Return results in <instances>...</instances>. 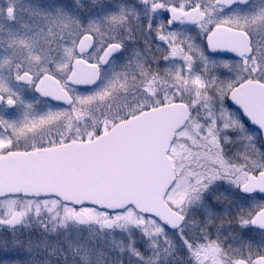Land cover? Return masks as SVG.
Returning <instances> with one entry per match:
<instances>
[{
    "label": "snow or ice",
    "instance_id": "obj_1",
    "mask_svg": "<svg viewBox=\"0 0 264 264\" xmlns=\"http://www.w3.org/2000/svg\"><path fill=\"white\" fill-rule=\"evenodd\" d=\"M138 2L145 8V20L138 32L142 31L150 40H155L156 49L161 53L153 57L152 63L165 67L169 62L176 61L177 70L168 73L170 79L167 88L171 89L170 92H164L152 103L140 104L132 114L139 115L141 111L148 112L169 105L184 112L185 120L189 122L194 111L206 109L203 120L192 127L196 129V135L208 150L215 151V162L220 164L224 175L209 171L206 175H197L194 183L185 182L182 185L177 174L160 197L168 210L167 215H162L158 210H143L132 203L115 208H102L89 201L66 199L61 202L50 193L28 191H24L23 195L30 198L17 208V200L14 198L17 189L0 191V231L11 230L24 222L29 214L40 216L42 211L50 214L51 220L55 222L53 228L56 224L64 226L68 221L92 222L109 230L127 223L136 227L145 237L172 233L193 259V264H208L209 256L214 257L221 249L207 235L198 237L185 232L184 207L189 199L196 198L192 193L206 190L213 181L222 178L228 180L241 194L254 201L251 211L245 213L241 208L240 211L244 214L237 215L240 228H258L264 232V149L256 142L259 137L260 143L264 144V119L254 116L244 104L245 98L256 92H264V4L257 3V0ZM154 14L157 17L155 24L152 22ZM124 20V10L121 7L119 13L107 12L97 20L90 19L87 23L75 21L76 27L69 33L70 38L65 49L70 60L63 79L46 69L30 79L17 74V79L29 83L32 90L49 103L50 108L44 116L26 119L19 126L0 116V129H3L0 132V156L9 153L23 154L14 143V138L48 128L61 118L79 122L84 117L83 105L111 96L112 90L117 86H127L126 81L120 80L118 76L108 82H102L101 79L103 66L113 61L124 49L123 39L115 36L101 39L102 29L106 25L120 24ZM183 25L194 29L190 38L187 35L181 36L178 26ZM73 59L95 65V77L87 80L69 79L67 73L72 70ZM210 64L218 71L209 73ZM230 65L236 67L235 72ZM28 75L31 76L30 73ZM140 75L143 76L139 85L140 91L146 96H155L159 70H142ZM45 76L59 81L61 94L45 91L40 86L39 81ZM189 88L193 97L186 100L185 90ZM0 104L12 109L16 107V99L0 95ZM52 105L56 108L52 109ZM230 127L248 128L253 133L247 137L252 141L248 145L249 151L238 154L239 163L230 162L223 155V144L227 138L222 137L221 132ZM71 132L69 126L67 132L59 134L58 138L52 137L42 140L38 145L33 144L28 154L41 150L47 152L56 145L63 146L77 140L84 142L99 134L97 129L83 135L78 130L75 135H71ZM57 207L62 210L54 212ZM145 225L150 227L146 228ZM41 227L45 225L42 224ZM128 252L135 257L137 264H147L142 252L135 247L134 240H130ZM0 264L21 262L4 246L0 247ZM215 264H219V261ZM230 264H264V249L231 257Z\"/></svg>",
    "mask_w": 264,
    "mask_h": 264
},
{
    "label": "rangeland",
    "instance_id": "obj_2",
    "mask_svg": "<svg viewBox=\"0 0 264 264\" xmlns=\"http://www.w3.org/2000/svg\"><path fill=\"white\" fill-rule=\"evenodd\" d=\"M257 3L264 4V0H257ZM121 7L125 20L120 24L106 25L102 29L101 39L112 36L123 39L124 49L103 68L101 79L102 82H108L118 76L120 80L126 81L127 86H117L111 96L83 105L84 117L79 122L61 118L48 127V131L51 128L67 132L69 126L76 128L78 125L81 135L93 129L100 133L115 122L133 115V110L140 104L152 103L164 92L171 91L167 88L168 81L166 76L163 77L161 67L152 63L153 57L161 54L156 49V41L150 40L142 31L138 32L145 20V8L138 0H0V76L4 74L11 80L19 71L36 76L45 69L63 79L70 60L65 49L69 33L76 27L74 22L79 20L87 23L90 19H99L107 12L119 13ZM6 10L10 11L9 16H6ZM152 22H157L155 14ZM178 28L181 36L187 35L189 38L194 31L189 25ZM169 64L175 72L177 62L171 61ZM230 68L236 71L234 65H230ZM157 69L159 80L156 83V94L146 96L140 91L139 85L143 80L140 73L142 70L151 72ZM215 71L218 69L210 64L209 73ZM10 72L11 75H8ZM192 97L191 88L186 89L185 99L191 100ZM49 108L48 104L46 113ZM206 111H194L189 122L185 121L175 127L168 143L167 152L182 185L185 182L194 183L197 175H206L209 171L224 175L220 164L215 162V151L208 150L192 127L203 120ZM33 117L34 114L31 115ZM245 135L239 127H230L221 132V136L227 138L223 144V155L230 162L239 163L238 154L249 151L248 145L252 141ZM190 162L194 163V167L195 162L202 167L199 172L193 171L191 177L188 176ZM191 195L196 198L189 199L184 207L185 232L198 237L207 235L221 249L214 257L209 256L208 264H215L216 261L219 264H230L231 257L248 252L249 247L243 237L254 236V242L258 245L255 247L262 246L251 252L262 250L264 238H259L250 227L240 228L236 220L237 215L244 214L241 208H244L245 213L250 209L242 205L252 203L249 198L238 195L231 182L222 178L213 181L206 190ZM14 198L19 208L30 197L14 194ZM53 198L64 201L56 196ZM61 210L57 207L54 212ZM96 214L100 215L99 212ZM53 223L50 214L46 212L42 211L40 216L29 214L24 222L11 230L0 231V247H8L21 264H137L135 257L128 252L129 242L134 240L135 247L142 252L147 264H193V259L172 233L145 237L136 227L127 223L120 228L114 226L112 230L102 229L99 224L92 222L80 226L68 221L64 226L56 224L55 228ZM42 224L45 227L42 228ZM232 231H236L237 237L233 236ZM237 238L238 248L234 247ZM244 247H247L245 251Z\"/></svg>",
    "mask_w": 264,
    "mask_h": 264
},
{
    "label": "water",
    "instance_id": "obj_3",
    "mask_svg": "<svg viewBox=\"0 0 264 264\" xmlns=\"http://www.w3.org/2000/svg\"><path fill=\"white\" fill-rule=\"evenodd\" d=\"M95 75V65L75 61L68 77L87 80ZM39 83L45 91L62 93L53 78L42 77ZM244 104L254 116L264 119V92L245 98ZM184 121V112L165 105L142 111L89 141L0 158V191L50 193L62 200L89 201L102 208L132 203L167 215L160 199L173 179L166 147L173 128Z\"/></svg>",
    "mask_w": 264,
    "mask_h": 264
},
{
    "label": "flooded vegetation",
    "instance_id": "obj_4",
    "mask_svg": "<svg viewBox=\"0 0 264 264\" xmlns=\"http://www.w3.org/2000/svg\"><path fill=\"white\" fill-rule=\"evenodd\" d=\"M5 14H6V16H9L10 11L6 10ZM75 61H77V60H73L71 62V66H73ZM107 65H104L103 68H106ZM165 67L167 70H165ZM165 67H161V70H162L163 77L166 76V80L168 81V79H170L168 73L174 72V70H173V66H170V64H168ZM69 73L70 72H68V75H69ZM18 74L24 75V76L28 77L29 79L35 77L34 75L29 76L28 75L29 73L26 71H22V72L19 71ZM8 75H11V72L8 73ZM10 88H13V89H10ZM0 95L14 97L16 99V107L12 108V109H8L5 107L4 104H0V116L5 117L8 121L14 122L16 126H19L26 119H28V120L32 119L31 118L32 114H34L35 118H39V117L44 116L46 114L47 106L49 104L44 100V98H41L34 90H32L29 83H27L23 80H18L17 75H15V74H14L12 80L9 77H5L4 74H2L0 76ZM52 107H56V106L52 105ZM10 116H12L13 118H11ZM22 117H26V119H22ZM75 127L76 128H73V127L71 128L72 129L71 135H75L76 131L77 130L79 131L78 125H76ZM50 129L48 131L47 128H44V129H41V130L36 131L34 133H29V135H27V136H19V137L14 138V143L19 146V149L21 150V153H23V154L9 153V154H6L5 156H0V158L7 157L10 155H26V154H28V150L32 148L33 144L38 145L41 143L42 140L50 139V138H48V136H50L51 138L52 137L58 138L59 134H61L62 132H66V131H63V129H61V130H50ZM2 131H3V129H0V132H2ZM243 132L246 133L245 137H249V136L253 135L252 130L248 129V128H243ZM240 133H242V132H240ZM256 140H257L259 146L262 147V145L260 143V138L257 137ZM77 141H73L71 143H74ZM58 147H61V145H56L52 149H56ZM41 151H35L33 153H37V152H41ZM190 163L188 166V169H189L188 176L191 177V175L193 174L192 173L193 171L199 172V170H201L202 167L200 166V163H198V162H195V164H196L195 167H194V165H192V164H194L193 162L191 163V165H190ZM177 173H176V168H174V176L175 177H176ZM190 173H191V175H190ZM237 194L248 199V197L239 193L238 190H237ZM249 201H250V199H249ZM250 202L252 204L254 203V201H252V200ZM243 206L249 207L250 208L249 211H251V209H252L251 204H246ZM250 228L252 229V232H256V234L258 235L259 238H264V232H262L260 229H256V228H252V227H250ZM232 234H233V236L237 237L236 231H232ZM253 237L252 236H249V238L243 237V239H246L245 241L248 244V247H249L248 252L249 251L251 252L253 249H255L257 251L258 249H260L262 247V246L261 247L259 246L260 248L255 247L258 245L256 244V242H254ZM243 239L241 237V241ZM238 242H239L238 238L235 239V241H234L235 246L234 247L238 246ZM236 248H238V247H236ZM239 248H241V247H239ZM246 248L247 247H244L243 251H245ZM262 249H264V247Z\"/></svg>",
    "mask_w": 264,
    "mask_h": 264
},
{
    "label": "trees",
    "instance_id": "obj_5",
    "mask_svg": "<svg viewBox=\"0 0 264 264\" xmlns=\"http://www.w3.org/2000/svg\"><path fill=\"white\" fill-rule=\"evenodd\" d=\"M114 7H116V6H114ZM116 10H118V9H116ZM114 12H117V11H114ZM242 206H243V205H242ZM240 207H241V206H240ZM240 207H239V208H240Z\"/></svg>",
    "mask_w": 264,
    "mask_h": 264
}]
</instances>
